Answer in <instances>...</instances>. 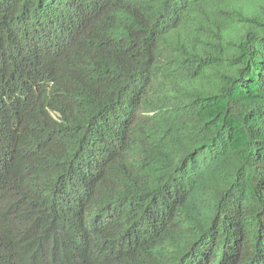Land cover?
I'll list each match as a JSON object with an SVG mask.
<instances>
[{"label":"trees","instance_id":"trees-1","mask_svg":"<svg viewBox=\"0 0 264 264\" xmlns=\"http://www.w3.org/2000/svg\"><path fill=\"white\" fill-rule=\"evenodd\" d=\"M0 264H264V0H0Z\"/></svg>","mask_w":264,"mask_h":264}]
</instances>
